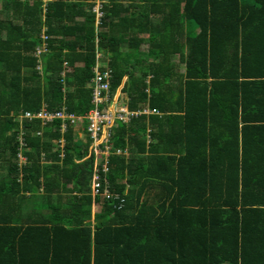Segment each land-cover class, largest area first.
Wrapping results in <instances>:
<instances>
[{
	"label": "trees",
	"instance_id": "1",
	"mask_svg": "<svg viewBox=\"0 0 264 264\" xmlns=\"http://www.w3.org/2000/svg\"><path fill=\"white\" fill-rule=\"evenodd\" d=\"M96 2L0 0V264H264V0H100L98 26ZM98 53L114 100L163 115L118 123L93 195L86 123L22 116L89 113Z\"/></svg>",
	"mask_w": 264,
	"mask_h": 264
},
{
	"label": "built area",
	"instance_id": "2",
	"mask_svg": "<svg viewBox=\"0 0 264 264\" xmlns=\"http://www.w3.org/2000/svg\"><path fill=\"white\" fill-rule=\"evenodd\" d=\"M94 12L97 17V26L100 24L101 18L103 17L102 3L96 2L94 7ZM44 42L36 50L37 56L40 58L43 54L49 52L47 35L43 36ZM102 55L97 54V65L94 69L95 77L92 80L93 84V98L92 102L94 108L89 111L85 116H75L73 114H67L63 111L49 113L46 109L41 110L38 113H25L23 117L29 120L39 119L42 121L43 125H47L56 119L61 120H72L73 126H76L77 122L83 123V127L86 123L87 131L89 137L92 140L93 151L95 154V162L93 165V176H92V188L95 192L94 195L98 194L101 188V173L108 172L109 170V157L113 151V144L111 143L113 137V130L118 125L119 122L130 123L131 120L141 114L145 113H159L157 109L146 108L142 111H131L128 107V97L126 98L121 95V100L116 101L112 97L111 92V79L112 73L109 70L104 72L100 71L103 63L100 62ZM66 129L64 125L63 130ZM83 131V129H81ZM21 150L19 152L18 158L20 163H27V157L24 155L23 148L26 147V142L24 138L20 139ZM61 147L64 145V140L60 141ZM60 147V148H61ZM117 154H121L122 150L117 149ZM99 155L101 159L99 160ZM23 165V164H21ZM107 181V180H106ZM106 193H109L108 188L104 189Z\"/></svg>",
	"mask_w": 264,
	"mask_h": 264
},
{
	"label": "crops",
	"instance_id": "3",
	"mask_svg": "<svg viewBox=\"0 0 264 264\" xmlns=\"http://www.w3.org/2000/svg\"><path fill=\"white\" fill-rule=\"evenodd\" d=\"M197 30L199 32V28L196 29V32H197ZM148 36H149V34L143 35V37H148ZM184 70H185V65H182L181 72L184 73ZM122 94L126 98L127 95L125 93H122ZM142 108L152 109L149 106H142ZM145 115L147 117H149V118L151 117L152 120H153V117H157V116H160L161 117L163 115V113H161V112H159V113H151V112H149V113H145ZM149 118H147L148 131H151L153 129V127H157V119L155 118V120L149 121ZM180 123H181V126H182V120H181ZM170 125L172 126V122L170 123ZM180 128L181 127L177 125V129H180ZM175 132H176V130H175ZM148 138H149V140H151L150 137H148ZM172 138H173V143H171V145H170V148L172 149V151L173 150L178 151V150H187L188 149V146L184 142H179V143L178 142H175L176 141V136L174 134H173ZM150 142H152V141H150ZM159 144H161V143L159 142ZM113 149H114V147H113ZM121 150L124 152L123 149H121ZM116 151L113 150L112 151V154L113 153L117 154ZM171 154L172 153H169V155H171ZM147 156H148V158L145 159V162H144L145 163V170L146 171H149V174L150 173H152L153 175H157L158 173L161 174V172H160V170H161V164H160V162H162L164 164V161L157 159L158 157H156V156L155 157H151L150 153H147ZM166 161H167V163H172L173 165H175L174 162H171V161H168V160H166ZM145 170H144V172H145ZM152 192L155 194V198L157 200V197H158V195L161 192V188L159 187V185L151 184V186L148 187V189H147V196H148V198L151 197ZM96 208L99 210V205L94 204L93 205V210L96 209ZM97 211L94 210V213L92 212V214H93L92 220H94V216H95V214H96Z\"/></svg>",
	"mask_w": 264,
	"mask_h": 264
},
{
	"label": "rangeland",
	"instance_id": "4",
	"mask_svg": "<svg viewBox=\"0 0 264 264\" xmlns=\"http://www.w3.org/2000/svg\"><path fill=\"white\" fill-rule=\"evenodd\" d=\"M97 2H99V0H97ZM195 30V32H196V29H197V27L196 28H194ZM198 33V30H197V32L195 33V34H197ZM84 127H83V123L82 122H80V121H78L77 122V124H76V126H74V130H75V133H76V135H77V137L78 138H84L85 137V134L83 133V131L81 130V129H83ZM121 154H125V155H127L128 154V152H127V150H125L124 152L122 151V153ZM99 160L101 159V155H99V158H98ZM95 162V161H94ZM20 164H24V163H20ZM95 194V192L93 191V195ZM119 197V194L117 195V198ZM145 199H147L146 197H144ZM148 201H149V203H151V204H156V203H158L159 201L158 200H156V198H155V194L152 192V194H151V197H149L148 199H147ZM100 208H101V206H99V210H100ZM95 211H97L98 209L96 208V209H94ZM94 210H93V213H94Z\"/></svg>",
	"mask_w": 264,
	"mask_h": 264
},
{
	"label": "clouds",
	"instance_id": "5",
	"mask_svg": "<svg viewBox=\"0 0 264 264\" xmlns=\"http://www.w3.org/2000/svg\"><path fill=\"white\" fill-rule=\"evenodd\" d=\"M97 19V18H96ZM97 23V22H96ZM101 55H102V53H100ZM103 56V55H102ZM102 58V57H101ZM101 62V61H100ZM129 99V98H128ZM144 109H146V108H142V109H140V110H138V111H142V110H144Z\"/></svg>",
	"mask_w": 264,
	"mask_h": 264
}]
</instances>
